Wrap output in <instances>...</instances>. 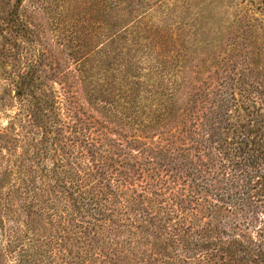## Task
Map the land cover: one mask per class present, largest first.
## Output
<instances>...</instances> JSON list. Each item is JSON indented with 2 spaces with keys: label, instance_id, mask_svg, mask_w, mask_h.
Wrapping results in <instances>:
<instances>
[{
  "label": "trees",
  "instance_id": "trees-1",
  "mask_svg": "<svg viewBox=\"0 0 264 264\" xmlns=\"http://www.w3.org/2000/svg\"><path fill=\"white\" fill-rule=\"evenodd\" d=\"M23 2L9 24L26 37ZM236 3L226 29L249 41L227 45L224 73L237 79L216 93L209 81L223 58L204 17L162 20L154 0L101 2L96 54L73 59L67 101L78 97L114 145L66 124L42 94L50 161L1 194L0 254L20 264H264V42L253 46L264 10L246 25ZM19 80V97L41 92L38 72Z\"/></svg>",
  "mask_w": 264,
  "mask_h": 264
},
{
  "label": "rangeland",
  "instance_id": "rangeland-1",
  "mask_svg": "<svg viewBox=\"0 0 264 264\" xmlns=\"http://www.w3.org/2000/svg\"><path fill=\"white\" fill-rule=\"evenodd\" d=\"M102 1L24 0L19 16L28 28V33L26 37H22L14 33L9 24V15L16 0H0V196L15 188L20 183L19 178L30 180L33 176L45 175L42 166L48 165L50 161L51 135L47 121L48 112L45 109L39 111L41 106L36 104L38 100H43L42 94L45 95L46 92L52 93L50 99L57 98L56 108L66 124L91 130L94 138L104 146L114 145L111 141L114 136L105 133L95 124V115H90L85 107L80 106L78 97L67 101L68 95L72 96L76 91L70 86L69 73L77 65L74 60L89 51L92 57L96 54ZM155 1H159L161 8L153 12L162 20L174 13V16L179 14V21L182 13H190L191 17L195 16L199 20L204 17L205 30L212 31L207 38L211 40V46L215 47L217 54H224L230 43L236 42L242 47L248 44L249 40L246 41L245 36H250V33L246 30L243 39L240 38L242 31L233 33L226 29L230 14L233 11L237 13L236 0ZM239 4L246 25L252 17L251 14H257L259 18L260 12L264 10V0H239ZM256 24L254 21L253 25ZM195 39L197 40L192 44L201 50L204 41H200L199 36ZM262 41L264 42L256 41L253 46L260 47ZM222 58L221 69L209 81V84L217 86L213 90L216 93L218 90L224 91L220 85L224 86L225 82H230L234 77L237 79L231 73H224L227 63L224 62V55ZM206 59V56L200 57V60ZM37 72V89L39 91L41 86V92L19 97V79L27 73L30 75ZM210 109H207V115L212 118ZM64 137L65 132L57 138L64 141ZM0 264H20V259L14 255L7 257L0 254Z\"/></svg>",
  "mask_w": 264,
  "mask_h": 264
}]
</instances>
